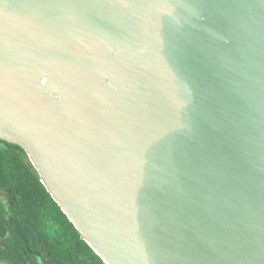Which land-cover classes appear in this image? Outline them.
<instances>
[{
	"label": "water",
	"instance_id": "95a60500",
	"mask_svg": "<svg viewBox=\"0 0 264 264\" xmlns=\"http://www.w3.org/2000/svg\"><path fill=\"white\" fill-rule=\"evenodd\" d=\"M0 140L105 264H264V0H0Z\"/></svg>",
	"mask_w": 264,
	"mask_h": 264
},
{
	"label": "trees",
	"instance_id": "16d2710c",
	"mask_svg": "<svg viewBox=\"0 0 264 264\" xmlns=\"http://www.w3.org/2000/svg\"><path fill=\"white\" fill-rule=\"evenodd\" d=\"M105 264L42 184L26 152L0 140V263Z\"/></svg>",
	"mask_w": 264,
	"mask_h": 264
},
{
	"label": "rangeland",
	"instance_id": "374dc122",
	"mask_svg": "<svg viewBox=\"0 0 264 264\" xmlns=\"http://www.w3.org/2000/svg\"><path fill=\"white\" fill-rule=\"evenodd\" d=\"M0 264H4V263H0ZM40 264H45V262L42 261Z\"/></svg>",
	"mask_w": 264,
	"mask_h": 264
}]
</instances>
